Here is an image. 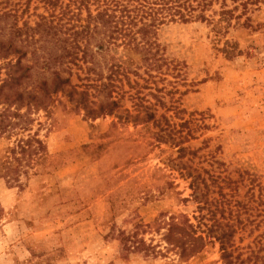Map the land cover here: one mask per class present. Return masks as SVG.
Here are the masks:
<instances>
[{"label": "rangeland", "instance_id": "1", "mask_svg": "<svg viewBox=\"0 0 264 264\" xmlns=\"http://www.w3.org/2000/svg\"><path fill=\"white\" fill-rule=\"evenodd\" d=\"M50 1L0 0V87L20 79L0 91L20 122L0 136L18 177L0 178V264H264V6L218 34L165 25L167 61H141L74 38Z\"/></svg>", "mask_w": 264, "mask_h": 264}, {"label": "trees", "instance_id": "2", "mask_svg": "<svg viewBox=\"0 0 264 264\" xmlns=\"http://www.w3.org/2000/svg\"><path fill=\"white\" fill-rule=\"evenodd\" d=\"M60 0L50 1L54 7ZM64 14L69 17V31L77 39H97V49L100 52L109 51L111 47H123L135 55L141 56V61H167L158 43V31L161 27L175 23L201 22L213 25L218 33L236 27H252V15L264 6V0H67ZM62 7V6H61ZM85 14V15H84ZM88 40V39H87ZM72 49L77 50L78 41L72 40ZM76 52L73 55L77 57ZM122 65H114L107 81L96 85L99 94H106L111 98L105 108L113 110L119 102L114 99V84L116 75L122 69ZM26 71V70H25ZM122 71V70H121ZM124 73V71H122ZM126 78L128 73L123 74ZM112 81V82H111ZM0 91L13 90L20 79L8 77L2 81ZM63 85H71L70 79L57 78L54 93H57ZM73 88L76 87L72 86ZM42 91L47 94L48 86L44 82ZM81 96H87L89 89L81 92L75 91ZM22 97V93H19ZM5 110L0 115H5L0 120V136L9 128L16 127L20 122L14 119L8 121L9 114ZM16 117L20 115L15 113ZM7 117V118H6ZM29 141L20 140L18 148L23 153L29 149ZM26 145V146H25ZM18 160V159H16ZM7 167L0 161V178H8L17 181L18 177L11 178L4 170ZM223 247V245H222ZM227 255L226 253L224 254ZM226 259V257H225Z\"/></svg>", "mask_w": 264, "mask_h": 264}]
</instances>
